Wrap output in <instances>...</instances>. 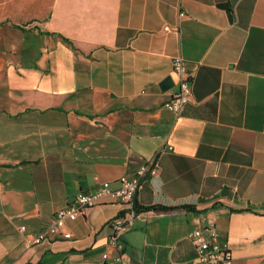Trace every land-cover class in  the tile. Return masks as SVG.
Instances as JSON below:
<instances>
[{"label": "crops", "instance_id": "0c3cea01", "mask_svg": "<svg viewBox=\"0 0 264 264\" xmlns=\"http://www.w3.org/2000/svg\"><path fill=\"white\" fill-rule=\"evenodd\" d=\"M39 7L26 25L0 21V264L115 255L110 222L123 205L110 197L67 222L71 238L26 239L77 193L118 188L152 160L158 174L136 196L152 208L121 233L126 264H203L199 227L229 243L234 264H264V0ZM176 55L193 77L180 117L163 106L176 84L160 85L175 80Z\"/></svg>", "mask_w": 264, "mask_h": 264}, {"label": "built area", "instance_id": "2783aa9c", "mask_svg": "<svg viewBox=\"0 0 264 264\" xmlns=\"http://www.w3.org/2000/svg\"><path fill=\"white\" fill-rule=\"evenodd\" d=\"M180 15L184 16L185 13L181 12ZM170 29L169 26L165 27V30ZM172 65L177 90L163 103V106L176 117H180L193 95V77L188 71V64L183 56H174ZM158 171L159 162L152 160L140 165L134 173L122 175L119 179L118 188L114 189L109 182H104L92 191L77 193L69 205L56 212L48 230L39 232L32 239H26V243L32 246L59 237L71 238V232L65 230L67 222L76 220L84 209L105 203L106 199L110 197L123 205L122 212L110 222L112 233L109 244L115 248L116 254L110 256L108 252H105L96 264H126L122 255L121 233L137 216L136 196L143 180L148 176L157 175ZM20 229L24 232L26 226L22 225ZM194 237L197 260L200 263L234 264L233 252L229 243L219 241L215 229L199 227L194 230Z\"/></svg>", "mask_w": 264, "mask_h": 264}, {"label": "rangeland", "instance_id": "374dc122", "mask_svg": "<svg viewBox=\"0 0 264 264\" xmlns=\"http://www.w3.org/2000/svg\"><path fill=\"white\" fill-rule=\"evenodd\" d=\"M44 0H0V21L26 25V11L39 7ZM39 7V11H40Z\"/></svg>", "mask_w": 264, "mask_h": 264}, {"label": "water", "instance_id": "95a60500", "mask_svg": "<svg viewBox=\"0 0 264 264\" xmlns=\"http://www.w3.org/2000/svg\"><path fill=\"white\" fill-rule=\"evenodd\" d=\"M160 85L163 90H167L175 85V80L172 76H168L160 83Z\"/></svg>", "mask_w": 264, "mask_h": 264}, {"label": "trees", "instance_id": "16d2710c", "mask_svg": "<svg viewBox=\"0 0 264 264\" xmlns=\"http://www.w3.org/2000/svg\"><path fill=\"white\" fill-rule=\"evenodd\" d=\"M64 39H65L67 42H71L68 38H65V37H64ZM136 208H137L138 211H140V210H148V209H151L152 207H143V206L138 205V203H136Z\"/></svg>", "mask_w": 264, "mask_h": 264}]
</instances>
